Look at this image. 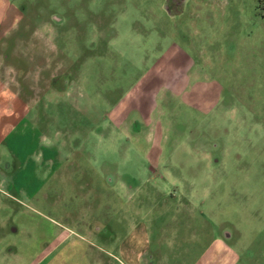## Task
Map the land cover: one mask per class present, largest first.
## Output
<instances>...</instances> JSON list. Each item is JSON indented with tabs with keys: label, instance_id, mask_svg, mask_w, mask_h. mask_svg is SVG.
<instances>
[{
	"label": "rangeland",
	"instance_id": "1",
	"mask_svg": "<svg viewBox=\"0 0 264 264\" xmlns=\"http://www.w3.org/2000/svg\"><path fill=\"white\" fill-rule=\"evenodd\" d=\"M138 222L264 264V0H0V264H129Z\"/></svg>",
	"mask_w": 264,
	"mask_h": 264
},
{
	"label": "crops",
	"instance_id": "2",
	"mask_svg": "<svg viewBox=\"0 0 264 264\" xmlns=\"http://www.w3.org/2000/svg\"><path fill=\"white\" fill-rule=\"evenodd\" d=\"M143 226H140V223L134 225V238L127 242V239L120 241V251L119 256L126 255L128 256L129 264H152L147 259H143V256L147 255L151 258V252L149 251L148 245L144 247L143 244L138 245V242L142 240L145 236L143 233ZM142 228V229H141ZM226 238L215 236L209 248L201 256H191L187 258L188 264H239V254L236 253L228 244L227 240L229 234L225 233ZM162 259V256L159 257ZM161 260H159L160 262Z\"/></svg>",
	"mask_w": 264,
	"mask_h": 264
}]
</instances>
